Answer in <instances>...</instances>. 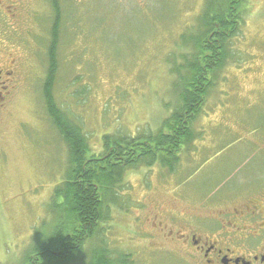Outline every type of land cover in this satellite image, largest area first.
<instances>
[{"label":"rangeland","instance_id":"obj_1","mask_svg":"<svg viewBox=\"0 0 264 264\" xmlns=\"http://www.w3.org/2000/svg\"><path fill=\"white\" fill-rule=\"evenodd\" d=\"M50 1L4 0L5 12L0 6V66L18 60L16 72L6 65L10 73L0 75V264H20L34 228L52 219V196L67 166L68 145L44 102L55 17ZM205 3L60 0L53 93L87 135L90 156L107 153L106 134L167 132L164 122L179 99L172 69L191 55L184 41L198 33ZM244 16L232 40L236 58L218 72L193 122L197 138L178 152L182 169L159 160L140 164L125 172L117 193L102 192L104 220L75 264L88 261L102 241L130 254L132 264H181L157 237L176 230L182 215H197L184 207H214L230 186L236 189L238 174L228 181L235 169L250 172L241 158L251 151L246 141L264 139V0H249Z\"/></svg>","mask_w":264,"mask_h":264},{"label":"trees","instance_id":"obj_2","mask_svg":"<svg viewBox=\"0 0 264 264\" xmlns=\"http://www.w3.org/2000/svg\"><path fill=\"white\" fill-rule=\"evenodd\" d=\"M51 3L55 17L43 86L44 102L68 145V160L62 182L52 196L49 208L52 219L34 228L20 264H75L104 220L102 192L117 193L125 172L140 164L150 167L159 160L162 165L175 168L183 144L197 138L193 122L211 87L215 86L218 72L227 68L230 59L236 58L232 40L243 30L249 0L245 3L244 0H206L198 33L184 41L191 47V55L183 56L184 62L172 69V74L177 75L173 85L179 99L172 115L164 122L167 132L139 137L106 134L104 143L108 151L102 157L90 156L87 135L55 100L53 89L59 68L62 13L60 0H51ZM130 257L128 253L109 249L102 241L91 248L89 260L84 264H132Z\"/></svg>","mask_w":264,"mask_h":264},{"label":"flooded vegetation","instance_id":"obj_3","mask_svg":"<svg viewBox=\"0 0 264 264\" xmlns=\"http://www.w3.org/2000/svg\"><path fill=\"white\" fill-rule=\"evenodd\" d=\"M4 3L0 0L5 12L8 5ZM51 8L54 12L52 3ZM9 12L15 14L13 8ZM17 63L13 58L0 66V75L16 72ZM6 65L12 68L10 72ZM246 143L251 151L241 158L243 167L250 165V172L244 174L237 168L228 178L238 174V187L230 186L214 207L203 202L195 209L184 207L197 215H182L175 222L176 230H165L172 235L163 231L157 237L171 246L163 252L178 253L181 264H264V139L261 145L253 138Z\"/></svg>","mask_w":264,"mask_h":264},{"label":"crops","instance_id":"obj_4","mask_svg":"<svg viewBox=\"0 0 264 264\" xmlns=\"http://www.w3.org/2000/svg\"><path fill=\"white\" fill-rule=\"evenodd\" d=\"M177 169L179 170V169H182V165L180 164V161L178 162V164H177Z\"/></svg>","mask_w":264,"mask_h":264}]
</instances>
